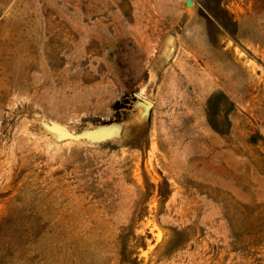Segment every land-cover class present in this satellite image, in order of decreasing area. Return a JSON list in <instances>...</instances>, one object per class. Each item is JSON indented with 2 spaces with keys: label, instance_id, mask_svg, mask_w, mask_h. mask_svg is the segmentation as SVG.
<instances>
[{
  "label": "rangeland",
  "instance_id": "1",
  "mask_svg": "<svg viewBox=\"0 0 264 264\" xmlns=\"http://www.w3.org/2000/svg\"><path fill=\"white\" fill-rule=\"evenodd\" d=\"M192 2L0 0V264H264V0Z\"/></svg>",
  "mask_w": 264,
  "mask_h": 264
},
{
  "label": "water",
  "instance_id": "2",
  "mask_svg": "<svg viewBox=\"0 0 264 264\" xmlns=\"http://www.w3.org/2000/svg\"><path fill=\"white\" fill-rule=\"evenodd\" d=\"M187 6H191L193 4L192 0H184ZM134 98L141 104L143 107V113L145 115L148 114L151 109L153 103L148 98L142 96L139 93L133 94ZM43 128L52 133L56 139H69L73 141H81L85 140L88 142H102L113 137L118 136L120 127L116 124H107V125H98L91 129H86L81 131L80 133H72L67 131L63 126L51 123H42Z\"/></svg>",
  "mask_w": 264,
  "mask_h": 264
}]
</instances>
